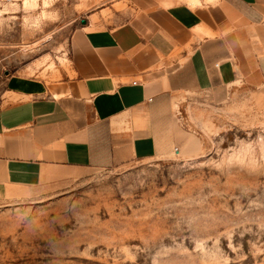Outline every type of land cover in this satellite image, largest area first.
I'll use <instances>...</instances> for the list:
<instances>
[{
  "label": "rangeland",
  "instance_id": "rangeland-1",
  "mask_svg": "<svg viewBox=\"0 0 264 264\" xmlns=\"http://www.w3.org/2000/svg\"><path fill=\"white\" fill-rule=\"evenodd\" d=\"M118 1L0 0V102L7 77L63 67L70 32ZM180 113L197 157L1 190L0 264H264V84Z\"/></svg>",
  "mask_w": 264,
  "mask_h": 264
},
{
  "label": "crops",
  "instance_id": "crops-1",
  "mask_svg": "<svg viewBox=\"0 0 264 264\" xmlns=\"http://www.w3.org/2000/svg\"><path fill=\"white\" fill-rule=\"evenodd\" d=\"M6 81L0 191L191 159L201 144L180 112L199 95L264 84V0H121L70 32L63 67Z\"/></svg>",
  "mask_w": 264,
  "mask_h": 264
},
{
  "label": "water",
  "instance_id": "water-1",
  "mask_svg": "<svg viewBox=\"0 0 264 264\" xmlns=\"http://www.w3.org/2000/svg\"><path fill=\"white\" fill-rule=\"evenodd\" d=\"M82 23H84V21Z\"/></svg>",
  "mask_w": 264,
  "mask_h": 264
}]
</instances>
